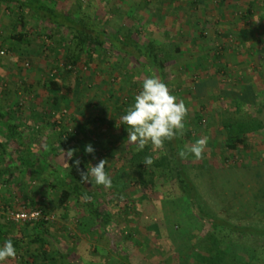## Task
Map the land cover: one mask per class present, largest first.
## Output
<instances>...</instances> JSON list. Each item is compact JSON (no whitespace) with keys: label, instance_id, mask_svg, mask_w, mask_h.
Here are the masks:
<instances>
[{"label":"rangeland","instance_id":"1","mask_svg":"<svg viewBox=\"0 0 264 264\" xmlns=\"http://www.w3.org/2000/svg\"><path fill=\"white\" fill-rule=\"evenodd\" d=\"M42 1L50 7L54 5L70 19L91 18L108 37L129 35L142 46L148 42L172 43L178 45L181 54L175 63L152 71L112 52L106 41L88 64L73 74L57 73L52 78L61 66L60 57L70 33L36 20L15 4L6 10L2 1L0 106L6 109L5 119L21 123L26 134L34 130L43 142L50 134L57 135V139L61 135V149L50 146L52 135L50 145L37 148V154L54 161V169L60 173L62 170V175L55 176L59 182L68 175L64 153L76 150L74 157H80L89 143L95 151L88 156V166L107 160L105 171L113 181L111 189L94 183L79 188L82 195L90 197L88 204L99 208L102 216H109L105 226L93 229L85 222L88 213L84 202L71 200L60 206L58 191L42 182L48 176H31L11 159L0 137V236L9 235L20 241L17 257L6 264L42 262L38 246L29 245L27 238L32 226L25 229L24 225L9 221V214L14 211L38 207L53 217L46 227L49 252H58L70 264H121L122 256L128 258L127 264H187L192 255L186 247L200 241L208 228L197 219L186 199L179 194L174 196L170 187L162 183L154 195L149 194L155 202L143 198L137 184L141 170L132 158L137 151L127 141L128 126L121 116L134 102L145 78L155 75L165 82L171 93L185 102L186 130H191L195 138L189 144H181L179 151L202 136L208 137L203 158L189 156L186 162L201 165L205 159L219 166L211 169V174L187 167L190 178L199 186L200 204L221 217L228 216L225 208L233 209L232 214L236 212L231 204L224 205L223 196L229 192L226 187L236 190V181L242 179L247 188L256 181L264 182V39H255L257 46L250 55L243 49L244 44H249L247 34L242 35L244 29L263 28L264 0H160L164 5L155 3L157 0ZM16 35H23V42L11 40ZM49 79L61 85L65 93L56 95L46 89L43 83ZM247 90L253 94L254 102L240 103L241 113L237 114L232 101ZM224 114L256 119L262 124L248 135L244 144L248 148L226 149L225 133L219 125ZM197 115L201 116V124L195 121ZM10 121L0 122V136ZM16 148V154L22 157V149ZM152 148L163 154L164 147ZM256 171L262 178L255 180ZM252 219L239 222L247 224Z\"/></svg>","mask_w":264,"mask_h":264},{"label":"trees","instance_id":"2","mask_svg":"<svg viewBox=\"0 0 264 264\" xmlns=\"http://www.w3.org/2000/svg\"><path fill=\"white\" fill-rule=\"evenodd\" d=\"M2 1L5 2L6 10L9 9L11 3L15 4L20 11L26 10L30 12L31 17L36 20L55 24L70 33V40L64 47L60 57L61 66L55 69L56 74H53L52 78L57 76V73L73 74L76 69L88 64L93 58V53L98 54V49L106 41L112 52L134 60L132 62L139 65L142 69L148 68L152 71L164 69L168 64L175 63L181 54L178 45L172 43L156 45L153 42H148L145 46H142L129 35L124 37L109 35L108 37L107 33L100 31V27L91 18L70 19L64 13L58 11L54 5L50 7L42 0H0V4L3 3ZM47 37L51 38V36ZM11 40L23 42V35L13 36ZM43 86L52 90L56 95L65 93V89L54 79L45 81ZM246 92L232 101V105L236 107L237 114L241 113L238 108L240 103L252 104L254 102V96L250 90ZM6 116L4 108L0 106V122H8L5 119ZM195 121L201 124V116H195ZM219 125L224 130L225 146L229 151L238 149V146H241L242 149L248 148L244 145L248 140V135L262 126L256 119L249 118L245 120L243 117L238 118L237 116L236 118L228 114L222 116ZM6 128L9 134H17L16 129L9 127V125ZM56 136L55 141L57 140V142H55V145L61 149L59 147L62 143L61 135L58 136V139ZM194 140V134L191 130H185L183 136H178L172 141L165 142L162 150L163 154L156 153L151 145H146L142 152L134 153L132 158L137 160L139 163L138 168L141 170L137 184L141 188L143 198L155 202L149 194L154 195L156 187L162 183L170 187L174 196L179 194L186 199L197 219L208 228V231L200 241L186 247V252L192 255V258L190 257L187 260V264H264V182L260 181L258 183L256 181V183L250 184L249 188H247L246 183L242 179V181H236V190L228 186L225 189L223 186V190H229L228 194H225V190L222 193L227 195L226 198H224L225 195L223 196L224 205L231 204L236 209V212L232 214L230 211L233 209L225 208V213L228 214L227 217L217 215L216 212L200 204L199 186L190 178L187 173V167L207 170L206 172L211 174L210 170L218 169L219 166L214 161L205 159H203L204 164L201 165H197V163L189 164L186 162L188 158L182 159L178 156L179 146L184 143L189 144ZM34 152L37 153V149L25 147L20 163L33 177L44 178L45 175L48 176L42 182H48L58 191L57 197L60 206L69 203L71 200L76 203L84 202V207L88 213L85 222H89L93 229L103 227L109 222V216L107 214L102 216L103 212L99 208L88 204V200L81 199L83 195L79 192V188L87 185L80 182V172L85 171L89 167L87 159L90 154L73 157V160H80L78 169L72 167V160H66L69 165V167L68 165L66 167L68 171L67 179L59 182L58 177L55 176L56 174L62 175V170L60 173L54 169L53 161L48 159L47 156L39 154L35 157ZM146 155L153 158L154 162L151 166L145 167L143 165V159ZM254 169L256 168L254 167ZM45 171L47 173H44ZM254 177L256 180L257 178H262V175L256 171ZM213 187L214 185H212ZM166 193L170 197V193L168 191ZM234 203L236 205H233ZM34 209L46 213L42 207ZM247 218H253V222H247V224L239 222L241 220H249ZM233 219L235 220L234 222ZM48 224L40 222L36 225H31L30 232L32 233L27 236L30 239L29 245L35 244L38 246L37 250L42 257L40 264H70L66 257L59 255L58 252H49L46 241L48 236L46 227ZM23 227L29 229V225H24ZM80 227L83 228L85 225H80ZM36 231H40V233ZM5 239H11L16 249L19 247V239L9 235L0 236L1 242ZM119 259L121 264L128 263L127 257L122 256Z\"/></svg>","mask_w":264,"mask_h":264},{"label":"clouds","instance_id":"3","mask_svg":"<svg viewBox=\"0 0 264 264\" xmlns=\"http://www.w3.org/2000/svg\"><path fill=\"white\" fill-rule=\"evenodd\" d=\"M188 108L185 102L172 94L169 86L155 75L143 80L142 89L134 97V102L125 110L121 116L124 125L128 126L127 141L135 146L137 152H142L146 145L151 144L154 148H162L166 141H172L178 136H183L186 130V117ZM208 144V137L202 136L191 146L178 151L180 158L189 156L200 160ZM76 150H68L65 154L68 160H72V167L80 164L79 159L73 160ZM94 147L89 143L84 147L85 154H93ZM153 158L146 155L143 159L145 167L153 164ZM67 163V162H66ZM107 160L101 159L95 166L89 167L80 172L82 184L103 186L105 189L113 187L111 176L105 171ZM68 165V163H67ZM69 167V165H68ZM81 199L87 201L88 195ZM17 257V249L11 239H5L0 243V264Z\"/></svg>","mask_w":264,"mask_h":264},{"label":"crops","instance_id":"4","mask_svg":"<svg viewBox=\"0 0 264 264\" xmlns=\"http://www.w3.org/2000/svg\"><path fill=\"white\" fill-rule=\"evenodd\" d=\"M162 1V0H161ZM160 0L158 1H155V3H158L159 5L160 4H163L162 2H161ZM164 5V4H163ZM170 7V6H169ZM163 11H162V14H163V16L166 14L165 13V8H163L162 9ZM157 13H158V9H156L155 10ZM180 10H178V12H179ZM157 17H160L159 15L157 16ZM258 20L260 21V17L258 16ZM263 28L262 29H260V28H254V29H244V33L242 34V35H246L247 34V38H248V46L246 47V45L244 44L243 45V49H244V53L246 54H248V53H250V55H251V53L254 51V48L256 49V46H257V44H256V42H255V39L257 40V41H259V40H262V42H263V39H264V25L262 26ZM233 33H237V31H232ZM238 33H239V31H238ZM237 33V34H238ZM249 36H252V37H255L254 39L253 38H250ZM257 37H260V38H257ZM263 37V38H262ZM250 38V39H249ZM246 41V40H245ZM234 46H238V43H235V45ZM249 47V48H248ZM259 50L261 51V45H259ZM251 51V52H250ZM256 51V50H255ZM245 56V55H244ZM248 57H249V55H248ZM4 112L7 114V112H6V109H4ZM8 121H10V119L8 120ZM6 126L7 125H5L4 127H3V134H2V136H0L1 138H3V147L4 148H8L9 149V153L11 154V159L12 160H15V161H18L19 163H20V160H21V158L22 157H20L19 155H17L16 154V152H19L18 150H17V148L16 147H18V149L20 148V149H22V151L24 150V148L25 147H29L30 149H37V148H41V147H47L46 145H50L48 142H49V136L50 135H52L53 136V134H50V135H48V137H47V139H45V141L43 142L42 140H38L37 139V136H36V133H35V131L34 130H32V131H30V133L29 134H26V131H25V129L22 127L23 125L21 124V123H19V124H13L12 123V120L10 121V125H9V127H12V128H14V129H16V131H17V134H13V135H11V134H9V132H8V129L6 128ZM39 134V133H38ZM54 137V136H53ZM55 142H57V141H55V137L54 138H52V142H51V144L52 145H50L51 147H56V143ZM10 149H11V151H10ZM34 151V150H33ZM12 154H14V156H12ZM34 154H35V157H36V155H39V154H37L36 152H34ZM56 155H58L57 153H56ZM15 157V158H14ZM10 159V160H11ZM51 160V159H50ZM51 161H53V160H51ZM8 162V161H7ZM54 162V161H53ZM21 164V163H20ZM55 164V163H54ZM19 165V164H18ZM56 170H58V169H56ZM0 178H2L1 177V175H0ZM48 183V182H47ZM50 185V184H49Z\"/></svg>","mask_w":264,"mask_h":264},{"label":"built area","instance_id":"5","mask_svg":"<svg viewBox=\"0 0 264 264\" xmlns=\"http://www.w3.org/2000/svg\"><path fill=\"white\" fill-rule=\"evenodd\" d=\"M53 217L41 210H20L9 214V221L14 225H36L40 222L50 223Z\"/></svg>","mask_w":264,"mask_h":264}]
</instances>
